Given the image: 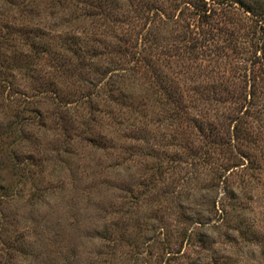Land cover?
<instances>
[{
    "label": "rangeland",
    "instance_id": "obj_1",
    "mask_svg": "<svg viewBox=\"0 0 264 264\" xmlns=\"http://www.w3.org/2000/svg\"><path fill=\"white\" fill-rule=\"evenodd\" d=\"M122 1L131 10V35L146 24L142 19L137 27L136 13L168 15L160 25L163 72L168 90L184 95L181 107L190 121L183 117L182 127L167 120L150 123L147 141L131 143L128 170L123 166L130 163L119 166L112 147L70 156L67 167H57L54 174L55 179L64 176L66 188L37 209L23 211L29 218L21 223L32 222L38 234L32 237L35 258L19 264H64L68 257L80 258L78 264H264V133L257 128L264 122V97L245 106L240 116L254 131L241 132L225 171L226 218L208 232L195 223L222 194L215 176L224 170L223 154L207 124L218 123L220 107L257 88L251 84L264 77L259 63L250 70L255 49L250 41L262 28L234 0H208L213 12L207 20L187 6L195 0ZM116 5L106 7L113 11ZM105 27L100 37L115 41ZM215 93L226 102L213 99ZM192 115L205 125L204 134L199 135L198 124L189 126Z\"/></svg>",
    "mask_w": 264,
    "mask_h": 264
},
{
    "label": "trees",
    "instance_id": "obj_2",
    "mask_svg": "<svg viewBox=\"0 0 264 264\" xmlns=\"http://www.w3.org/2000/svg\"><path fill=\"white\" fill-rule=\"evenodd\" d=\"M234 1L262 28L250 41L255 48L250 70L259 63L264 72V1ZM115 2L119 8L106 7ZM122 4L120 0H0V264L35 258L32 237L38 233L32 222L21 223V218H29L23 211L37 209L47 196L66 188L64 176L55 179L54 174L57 167H67L70 156L78 150L93 153L112 147L119 166L124 160L130 163L123 166L128 170L131 143L147 141L150 123L167 120L168 125L182 127L183 117L190 121L191 115H184L187 111L181 107L184 95L168 90L163 72L160 25L168 15L161 10L136 13L137 27L142 19L146 24L135 27L131 35V10ZM187 4L201 18L212 17L208 0ZM63 24L72 30L65 31ZM102 26L115 41H103ZM263 80L251 84L257 88L236 94L227 108L221 106L222 119L215 117L218 123L207 124L215 148L223 154L224 170L215 176L221 197L212 199L210 209L201 211L195 221L205 232L226 218L225 171L235 159L241 132L254 131V125H245L240 116L245 106H255L264 97ZM213 99L226 102L219 93ZM190 123V127L198 124L199 135L204 134L205 125L197 117L192 115ZM257 128L264 133V122ZM79 261L68 257L64 264Z\"/></svg>",
    "mask_w": 264,
    "mask_h": 264
}]
</instances>
